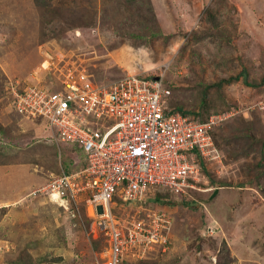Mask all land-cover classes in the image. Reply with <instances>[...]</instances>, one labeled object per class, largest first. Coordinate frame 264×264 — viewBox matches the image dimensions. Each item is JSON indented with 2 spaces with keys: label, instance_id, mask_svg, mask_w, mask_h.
I'll list each match as a JSON object with an SVG mask.
<instances>
[{
  "label": "rangeland",
  "instance_id": "rangeland-1",
  "mask_svg": "<svg viewBox=\"0 0 264 264\" xmlns=\"http://www.w3.org/2000/svg\"><path fill=\"white\" fill-rule=\"evenodd\" d=\"M69 68L97 82L161 77L173 106L231 114L215 133L221 159L187 199L114 209L121 220H172L167 248L127 251L123 264H264V85L249 84L264 77V0H0V264L111 256L88 205L74 215L46 190L83 166L80 147L54 143L42 117L14 105L12 85L50 87Z\"/></svg>",
  "mask_w": 264,
  "mask_h": 264
},
{
  "label": "built area",
  "instance_id": "built-area-1",
  "mask_svg": "<svg viewBox=\"0 0 264 264\" xmlns=\"http://www.w3.org/2000/svg\"><path fill=\"white\" fill-rule=\"evenodd\" d=\"M58 80L11 88L17 112L42 117L54 143L81 149L85 165L51 178V199L74 215L81 203L88 205L109 238L104 264H122L127 251L167 248L172 220L166 212L134 221L121 220L114 209L122 202L145 208L163 193L187 199L208 162L221 159L215 132L230 111L205 120L173 111L172 91L161 77L126 74L97 82L84 69L69 68Z\"/></svg>",
  "mask_w": 264,
  "mask_h": 264
},
{
  "label": "trees",
  "instance_id": "trees-1",
  "mask_svg": "<svg viewBox=\"0 0 264 264\" xmlns=\"http://www.w3.org/2000/svg\"><path fill=\"white\" fill-rule=\"evenodd\" d=\"M125 1H127L128 3L129 2H132L133 0H125ZM38 2H40V1H38ZM245 77H246V81H247V74L245 75ZM223 81H225V82H230L231 81V78H229V79H224ZM223 81H220V82H218V83H215V85L216 86H218V87H220L221 86V84H222V82ZM250 85H264V77L262 78V80H261V82L260 83H254V82H251V83H249ZM208 87H210V86H208ZM172 110L173 111H180V112H182L183 114H186V115H191V114H189V111H187V110H184L182 107H175V106H173L172 105ZM194 116V115H193ZM201 120H205V118L204 119H201ZM216 133V132H215ZM83 165H85V161L83 162ZM66 172H72V171H66ZM206 172H207V169H206ZM219 186H221V185H219ZM163 199H165V197L164 196H162V195H159L155 200L156 201H158V202H162V200ZM126 261H123V263H125ZM122 263V264H123Z\"/></svg>",
  "mask_w": 264,
  "mask_h": 264
},
{
  "label": "water",
  "instance_id": "water-1",
  "mask_svg": "<svg viewBox=\"0 0 264 264\" xmlns=\"http://www.w3.org/2000/svg\"><path fill=\"white\" fill-rule=\"evenodd\" d=\"M219 191V188H216L215 192H214V195L217 194ZM100 210L102 211V208H100Z\"/></svg>",
  "mask_w": 264,
  "mask_h": 264
}]
</instances>
